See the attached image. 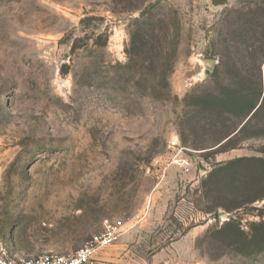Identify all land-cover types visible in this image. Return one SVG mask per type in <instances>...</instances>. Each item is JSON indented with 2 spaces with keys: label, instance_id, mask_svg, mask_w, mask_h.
Masks as SVG:
<instances>
[{
  "label": "rangeland",
  "instance_id": "1",
  "mask_svg": "<svg viewBox=\"0 0 264 264\" xmlns=\"http://www.w3.org/2000/svg\"><path fill=\"white\" fill-rule=\"evenodd\" d=\"M224 1L0 0L13 257L73 255L116 228L94 264H264V134L221 152L239 120L196 100L264 95V0Z\"/></svg>",
  "mask_w": 264,
  "mask_h": 264
},
{
  "label": "trees",
  "instance_id": "2",
  "mask_svg": "<svg viewBox=\"0 0 264 264\" xmlns=\"http://www.w3.org/2000/svg\"><path fill=\"white\" fill-rule=\"evenodd\" d=\"M144 31V30H143ZM142 37V38H141ZM166 39L168 35L165 36ZM142 43L148 45L147 37L141 36ZM137 42H134V44ZM139 44V42H138ZM167 52L161 53L162 71H167V76L172 72L173 63L172 57L167 56ZM153 58H149L147 62H153ZM169 88L168 84L167 87ZM197 106H208L219 111L223 115L239 120V124L234 128H227V132L223 136L220 143L221 152L236 149L240 142H244L249 138H257L263 136L264 128L257 127L255 121L264 110V95L262 91L257 89L247 88L245 86H224L220 93L209 94L205 97H197ZM264 153V152H263ZM249 158H242L231 161L226 165V168L249 161ZM264 195L257 200H263ZM241 232L243 235L244 233Z\"/></svg>",
  "mask_w": 264,
  "mask_h": 264
},
{
  "label": "built area",
  "instance_id": "3",
  "mask_svg": "<svg viewBox=\"0 0 264 264\" xmlns=\"http://www.w3.org/2000/svg\"><path fill=\"white\" fill-rule=\"evenodd\" d=\"M117 237L118 231L113 228L104 239H95L73 255H43L36 258L13 257L8 249L0 243V264H94L98 251L115 241Z\"/></svg>",
  "mask_w": 264,
  "mask_h": 264
},
{
  "label": "water",
  "instance_id": "4",
  "mask_svg": "<svg viewBox=\"0 0 264 264\" xmlns=\"http://www.w3.org/2000/svg\"><path fill=\"white\" fill-rule=\"evenodd\" d=\"M213 6L219 7V6H224L226 3L224 0H211Z\"/></svg>",
  "mask_w": 264,
  "mask_h": 264
}]
</instances>
